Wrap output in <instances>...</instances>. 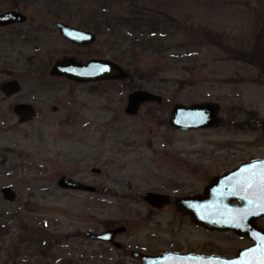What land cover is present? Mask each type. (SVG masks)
I'll list each match as a JSON object with an SVG mask.
<instances>
[{
	"label": "rangeland",
	"instance_id": "1",
	"mask_svg": "<svg viewBox=\"0 0 264 264\" xmlns=\"http://www.w3.org/2000/svg\"><path fill=\"white\" fill-rule=\"evenodd\" d=\"M9 10L26 21L0 26V83L20 85L10 98L0 93V190L16 194L8 202L0 193V264H72L77 247L98 245L86 234L106 226H125L132 240L144 213L140 193L193 194L259 152L261 131L235 125L249 111L252 124L264 120V85L241 61L243 51L258 52L253 39L264 24V0H0V14ZM57 22L90 28L96 41L76 56ZM68 57L109 60L128 77L80 85L50 76ZM135 90L161 103L128 117L126 97ZM206 102L218 106L219 125L189 132L170 126L175 106ZM16 103L31 105L30 120L19 123ZM62 176L96 192L60 189ZM213 240L246 244L205 236Z\"/></svg>",
	"mask_w": 264,
	"mask_h": 264
},
{
	"label": "water",
	"instance_id": "2",
	"mask_svg": "<svg viewBox=\"0 0 264 264\" xmlns=\"http://www.w3.org/2000/svg\"><path fill=\"white\" fill-rule=\"evenodd\" d=\"M25 21L26 17L18 11L0 14L1 27ZM56 28L60 30L63 38L72 43L84 45L95 41L92 32L75 29L63 23H57ZM50 75L64 76L80 83L123 81L128 77V73L121 66L103 59H91L85 64H79L73 59L57 61L52 66ZM0 90L6 95H11L19 91V84L16 80L4 82L0 85ZM147 103L160 104L161 97L146 90L132 91L127 96L125 113L134 116L139 108ZM13 110L19 115L21 113L26 115L21 120L29 119L32 113L30 109L26 110L24 105H16ZM214 120L213 107L209 104L192 107L177 105L172 109L169 124L178 130L202 129L213 125ZM252 165L256 167L253 168ZM262 165H264V155L215 177L203 195L177 200V209L189 214L197 224L211 230L232 231L237 235H246L253 242L251 247L241 250L234 259L226 263L206 260V264H264V229L256 225V221L264 217V191L261 190V178L264 176ZM248 184L252 187H248ZM58 186L69 190H95L93 186L77 185L65 178L59 180ZM0 192L2 198L8 202H12L16 197L15 192L8 186L3 187ZM147 195L150 200L162 196L154 193ZM233 200L238 201L240 205H231ZM104 236L100 235L98 238Z\"/></svg>",
	"mask_w": 264,
	"mask_h": 264
},
{
	"label": "flooded vegetation",
	"instance_id": "3",
	"mask_svg": "<svg viewBox=\"0 0 264 264\" xmlns=\"http://www.w3.org/2000/svg\"><path fill=\"white\" fill-rule=\"evenodd\" d=\"M9 11H15V10H9ZM57 23H63V22H57ZM57 23L54 24V27L56 31L59 33V35L62 37L60 30L56 28ZM63 24L82 31L92 32L95 35V41H96V33L90 28L85 29L82 27H74L67 23H63ZM258 30L259 31L255 34L256 38L253 39V42L254 43L256 42L257 44L258 52L256 51L255 53L249 54L243 51L242 53L243 58H241V61L242 63L254 66L258 70V76H259L258 80L259 82L262 83L260 85H264V53H260L261 49H259L260 40L262 39V42L264 40V24H261V26L258 27ZM62 39H64L66 42L70 43L72 46L75 47L74 50L75 53L73 52V54L76 56L80 53H83V50L88 51L89 48L91 47V44L95 42L93 41L92 43L78 45L70 42L69 40H66L63 37ZM263 46H264V42H263ZM263 51H264V47H263ZM233 57L235 56L233 55ZM67 59H73L75 62L79 64H85L86 62L89 61L87 60L85 63H82L79 60L75 59L74 57L63 58L60 61L64 62ZM9 81H13V80H9ZM71 81L80 85L83 84L97 85L102 83L122 82V81H96L89 83H80L74 80ZM1 84L2 83H0V85ZM19 92H20V85H19V91L11 95H6L4 92L0 90V93L4 98H10L18 94ZM126 101H127V97H126ZM203 104H209L213 107V115L215 116L214 124L202 129H190V130H179V131H183V132L201 131L219 125L220 118H218L216 114L219 111L218 106L208 102ZM16 105H24L26 110L30 109L32 112L30 114V118L33 116V109L30 104L16 103L12 107L13 112H14L13 108ZM141 107L139 108L138 112L140 111ZM52 110L55 111V107H52ZM124 113H125V108H124ZM14 114L17 115L19 123L30 120V118L27 120H21L24 119L22 117H26L24 113H21L19 115L14 112ZM125 115L127 114L125 113ZM248 115H249L248 119L244 120L245 122L242 124L235 125V129L237 131L240 130L244 131V128L246 130H251V131L260 130L262 133V139H261V145L260 147H258L259 152L257 153V155L249 156L246 159L240 161L238 164L223 171L221 175L239 167L242 164L259 159L264 155V129H263L264 120L256 124H252L253 122H250L249 120L252 115H255V113L249 111ZM127 116L134 117L129 115ZM0 161H1L0 164H2V162L6 163L4 157H1ZM90 171L91 173L96 175L100 173V170L96 168H92ZM61 178L70 180L76 183L77 185L90 186V184L88 183L69 179L66 178L65 176H62L58 179L57 185H59V180ZM210 184L211 181L208 184L204 185L200 191H197L189 195H176L170 192L160 193L157 191H147L144 193H140L138 196V200L144 207V213H142L141 226L139 231L133 234L135 237L132 240L129 239L131 235H129L128 229L125 226L116 227V229L114 225L109 227L106 226L105 229L101 232H93V233L88 232L86 234L87 240L89 242L97 243L98 245H90V246L85 245V246L77 247L76 252L79 256L76 257L75 260L71 261V263L72 264H206L207 262L206 260L223 261L224 263H226L229 260L234 259L241 250L249 248L253 245V242L248 236L237 235L232 231L208 229L194 222V220L189 214L180 212L176 206L177 200L181 198L203 195L205 189L211 186ZM66 190L74 191V192H84V193L96 192V189L94 191H87L84 189H80V190L66 189ZM149 193H154L162 196L150 200L148 199V195H147ZM231 205L237 206L240 205V203L238 201L233 200L231 201ZM263 221H264V217L259 218L256 221V225L264 229V225L262 224ZM114 230H118V231L112 234L111 231ZM184 231H187L189 235H186V232L184 235H181V233ZM221 234L231 235L235 239H240L245 241L246 244L241 247L235 248L234 246L233 247H227V245L221 246L219 240L216 241L213 240L212 242L205 241L206 235H221ZM100 235L103 236L106 235V236H104L103 238L100 237L98 238V236Z\"/></svg>",
	"mask_w": 264,
	"mask_h": 264
},
{
	"label": "snow or ice",
	"instance_id": "4",
	"mask_svg": "<svg viewBox=\"0 0 264 264\" xmlns=\"http://www.w3.org/2000/svg\"><path fill=\"white\" fill-rule=\"evenodd\" d=\"M253 168L256 167V165H252ZM262 171H264V165H262ZM248 187H252L251 184H248ZM261 190L264 191V176L261 178Z\"/></svg>",
	"mask_w": 264,
	"mask_h": 264
},
{
	"label": "trees",
	"instance_id": "5",
	"mask_svg": "<svg viewBox=\"0 0 264 264\" xmlns=\"http://www.w3.org/2000/svg\"><path fill=\"white\" fill-rule=\"evenodd\" d=\"M17 7L16 6H14V9H16ZM155 34V33H154ZM153 34V35H154ZM264 47V46H263ZM263 47L261 48V51H260V53H264V51H263Z\"/></svg>",
	"mask_w": 264,
	"mask_h": 264
},
{
	"label": "bare ground",
	"instance_id": "6",
	"mask_svg": "<svg viewBox=\"0 0 264 264\" xmlns=\"http://www.w3.org/2000/svg\"><path fill=\"white\" fill-rule=\"evenodd\" d=\"M40 121H42V120H40Z\"/></svg>",
	"mask_w": 264,
	"mask_h": 264
}]
</instances>
